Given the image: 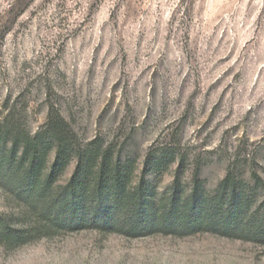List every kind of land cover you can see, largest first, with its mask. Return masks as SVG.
Returning a JSON list of instances; mask_svg holds the SVG:
<instances>
[{"label": "rangeland", "instance_id": "374dc122", "mask_svg": "<svg viewBox=\"0 0 264 264\" xmlns=\"http://www.w3.org/2000/svg\"><path fill=\"white\" fill-rule=\"evenodd\" d=\"M51 108L83 144L135 157L138 178L149 154L174 157L147 168L159 194L177 171L212 194L232 172L260 202L264 0H0V119L11 110L36 134ZM0 212L19 214L1 189ZM0 264H264V244L86 230L0 246Z\"/></svg>", "mask_w": 264, "mask_h": 264}, {"label": "trees", "instance_id": "16d2710c", "mask_svg": "<svg viewBox=\"0 0 264 264\" xmlns=\"http://www.w3.org/2000/svg\"><path fill=\"white\" fill-rule=\"evenodd\" d=\"M173 160L149 154L138 178L135 157L123 159L100 139L83 144L57 110L36 134L10 110L0 119V189L19 214L0 212V246L14 251L86 230L128 238L213 233L264 244V197L257 203L256 187L229 172L212 194L197 172L188 187L177 171L159 194L147 168L157 174Z\"/></svg>", "mask_w": 264, "mask_h": 264}]
</instances>
